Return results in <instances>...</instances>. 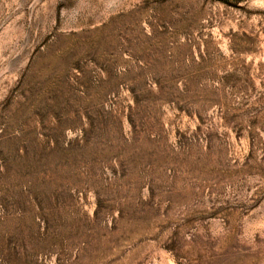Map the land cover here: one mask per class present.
Wrapping results in <instances>:
<instances>
[{
  "label": "rangeland",
  "instance_id": "obj_1",
  "mask_svg": "<svg viewBox=\"0 0 264 264\" xmlns=\"http://www.w3.org/2000/svg\"><path fill=\"white\" fill-rule=\"evenodd\" d=\"M0 264H264V0H0Z\"/></svg>",
  "mask_w": 264,
  "mask_h": 264
}]
</instances>
